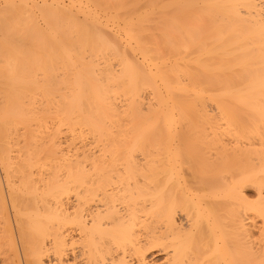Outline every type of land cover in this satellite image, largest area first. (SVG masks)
I'll list each match as a JSON object with an SVG mask.
<instances>
[{
	"label": "bare ground",
	"instance_id": "bare-ground-1",
	"mask_svg": "<svg viewBox=\"0 0 264 264\" xmlns=\"http://www.w3.org/2000/svg\"><path fill=\"white\" fill-rule=\"evenodd\" d=\"M3 2L0 264H264V0Z\"/></svg>",
	"mask_w": 264,
	"mask_h": 264
},
{
	"label": "rangeland",
	"instance_id": "rangeland-1",
	"mask_svg": "<svg viewBox=\"0 0 264 264\" xmlns=\"http://www.w3.org/2000/svg\"><path fill=\"white\" fill-rule=\"evenodd\" d=\"M3 1H4V0H0V7L3 5V3H4ZM12 221H13L12 223H13V227H14L15 237H16V239H17L18 250L20 249V250H19V254H20L19 256L21 257L20 259H22V260H25V259H26V260H27L26 256H24L25 253L23 252L24 250H23V247H22V243L20 242V241H21V240H20V235H19L18 232H17L18 229L16 230V228H15L16 225H14L16 222H15L14 219H13ZM14 222H15V223H14ZM0 226L2 227L3 225H0ZM1 227H0V228H1ZM17 228H18V227H17ZM1 229L3 230V228H1ZM1 229H0V230H1ZM2 230H1V231H2ZM0 234L3 235V233H0ZM17 236L19 237V239H18ZM0 237H3V236L0 235ZM2 239H3V238H1L0 241H1ZM0 243L2 244L3 242L1 241ZM1 248H2V245L0 246V260H2V259L5 260V259H9V258H11V257H14L13 254L10 253L9 250H7V249H5V248H2V250H1ZM21 249H22V250H21ZM3 250H4V251H3ZM5 250H6V251H5ZM3 252H5V254H4ZM1 253H2V254H1ZM22 253H24V254H22ZM68 256H69V257H68L69 259L72 258L70 252H69V255H68ZM3 257H6V258H3ZM22 257H23V258H22Z\"/></svg>",
	"mask_w": 264,
	"mask_h": 264
}]
</instances>
